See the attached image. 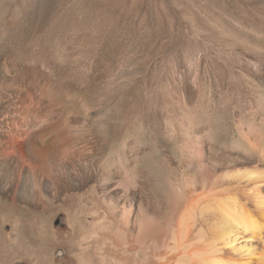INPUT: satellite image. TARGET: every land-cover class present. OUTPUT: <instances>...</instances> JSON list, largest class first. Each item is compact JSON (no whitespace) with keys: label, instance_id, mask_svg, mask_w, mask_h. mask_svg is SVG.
Masks as SVG:
<instances>
[{"label":"rangeland","instance_id":"1","mask_svg":"<svg viewBox=\"0 0 264 264\" xmlns=\"http://www.w3.org/2000/svg\"><path fill=\"white\" fill-rule=\"evenodd\" d=\"M20 91L42 113L92 124L79 144L94 160L124 144L145 152L141 199L170 211L195 176L196 140L259 159L264 0H0V92Z\"/></svg>","mask_w":264,"mask_h":264},{"label":"bare ground","instance_id":"2","mask_svg":"<svg viewBox=\"0 0 264 264\" xmlns=\"http://www.w3.org/2000/svg\"><path fill=\"white\" fill-rule=\"evenodd\" d=\"M42 106L0 92V264H264V137L249 161L206 155L196 140L204 164L167 211L141 199L145 152L124 144L94 160L79 144L85 125Z\"/></svg>","mask_w":264,"mask_h":264}]
</instances>
